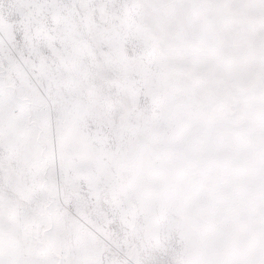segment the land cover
<instances>
[{
    "label": "snow or ice",
    "instance_id": "1",
    "mask_svg": "<svg viewBox=\"0 0 264 264\" xmlns=\"http://www.w3.org/2000/svg\"><path fill=\"white\" fill-rule=\"evenodd\" d=\"M0 264H264V0H0Z\"/></svg>",
    "mask_w": 264,
    "mask_h": 264
}]
</instances>
